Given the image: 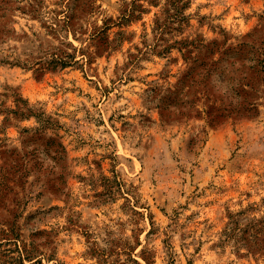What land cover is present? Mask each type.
<instances>
[{
  "label": "rangeland",
  "instance_id": "rangeland-1",
  "mask_svg": "<svg viewBox=\"0 0 264 264\" xmlns=\"http://www.w3.org/2000/svg\"><path fill=\"white\" fill-rule=\"evenodd\" d=\"M250 33L264 0H0V264H264V83L188 78Z\"/></svg>",
  "mask_w": 264,
  "mask_h": 264
},
{
  "label": "trees",
  "instance_id": "trees-1",
  "mask_svg": "<svg viewBox=\"0 0 264 264\" xmlns=\"http://www.w3.org/2000/svg\"><path fill=\"white\" fill-rule=\"evenodd\" d=\"M178 12V9H176ZM247 39L242 40L237 45L233 47L224 48L220 51L223 55H220L217 59L213 60L210 64L206 65L205 61H198L195 63L194 67H192L191 73L192 75H188V78H191V84H194L193 81L197 79L200 83L206 79L207 74L210 70H217L220 73H225L226 70L231 74L236 73L238 67H246L250 73L251 79H259L264 83V38L262 40H258L254 34H247ZM212 53V50H210ZM233 80H236L238 83L242 82L244 76H242V72L238 76H231ZM251 82L249 81V84ZM255 105L251 104V106L247 107V111H255ZM253 113V112H251ZM61 146L60 150H56L57 153H60L63 149L61 144H57ZM64 151V150H63Z\"/></svg>",
  "mask_w": 264,
  "mask_h": 264
}]
</instances>
